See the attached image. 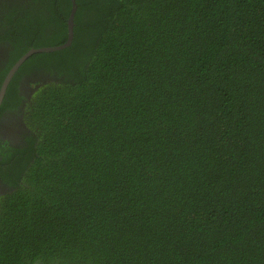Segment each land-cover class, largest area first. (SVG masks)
Returning <instances> with one entry per match:
<instances>
[{
  "label": "trees",
  "instance_id": "16d2710c",
  "mask_svg": "<svg viewBox=\"0 0 264 264\" xmlns=\"http://www.w3.org/2000/svg\"><path fill=\"white\" fill-rule=\"evenodd\" d=\"M75 2L0 104L51 76L0 141V264H264V0ZM71 5L0 0V86Z\"/></svg>",
  "mask_w": 264,
  "mask_h": 264
},
{
  "label": "flooded vegetation",
  "instance_id": "af4514ba",
  "mask_svg": "<svg viewBox=\"0 0 264 264\" xmlns=\"http://www.w3.org/2000/svg\"><path fill=\"white\" fill-rule=\"evenodd\" d=\"M7 44L0 42V65H3L5 61V57L7 55ZM51 78L50 75H24L19 84L18 94L23 96L21 98V104L16 106V108L12 110H6L0 116V141H5L8 145H19L25 141L26 135L30 131L29 127L23 121L24 114L28 115L29 110L26 109L25 103L33 104L31 101L32 93L34 89L39 85V81L41 79ZM46 81V80H45ZM28 107L29 104H28ZM6 188H8L7 184L0 180V193H2Z\"/></svg>",
  "mask_w": 264,
  "mask_h": 264
},
{
  "label": "water",
  "instance_id": "95a60500",
  "mask_svg": "<svg viewBox=\"0 0 264 264\" xmlns=\"http://www.w3.org/2000/svg\"><path fill=\"white\" fill-rule=\"evenodd\" d=\"M71 10L68 15L66 26H67V37L64 43L56 46H46V47H39V48H30L27 52H25L23 55H21L15 63L11 66L7 74L5 75L1 86H0V104L3 100V97L5 95L7 86L14 75V73L17 71L19 66L32 54L38 53V52H48V51H56L63 49L71 44L72 38H73V26H74V13L76 9V2L75 0H71Z\"/></svg>",
  "mask_w": 264,
  "mask_h": 264
}]
</instances>
